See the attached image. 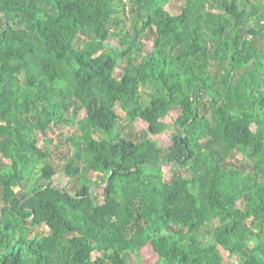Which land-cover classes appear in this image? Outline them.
Listing matches in <instances>:
<instances>
[{
    "label": "trees",
    "instance_id": "obj_1",
    "mask_svg": "<svg viewBox=\"0 0 264 264\" xmlns=\"http://www.w3.org/2000/svg\"><path fill=\"white\" fill-rule=\"evenodd\" d=\"M172 1L0 0V264H264V0Z\"/></svg>",
    "mask_w": 264,
    "mask_h": 264
},
{
    "label": "rangeland",
    "instance_id": "obj_2",
    "mask_svg": "<svg viewBox=\"0 0 264 264\" xmlns=\"http://www.w3.org/2000/svg\"><path fill=\"white\" fill-rule=\"evenodd\" d=\"M184 2L185 0H173L169 8L172 12H176L178 8H181ZM143 41H145L150 47L152 46L153 43L152 39L145 37L143 38ZM107 43L110 46L120 48V41L116 35H113L108 40ZM117 72H120V69H118ZM118 110L123 115V119L121 120L120 123L121 131L123 134L128 135L129 138H132L134 140L141 139L144 133L148 134L147 122H145L140 118L135 122H130L128 119H126V116L123 113V111L120 108H118ZM177 114L178 112L174 111L170 116L166 118V122L168 124L166 131L160 134H151V133L148 134L151 138H153L157 142V144L160 147L168 148L172 144L173 142L172 134L176 129L174 122H175V118L177 117ZM76 133H78V130L76 129L75 126L70 124H53L45 133H39V145L53 152L51 159L58 169H60L61 164L63 163V159L61 158L64 155V153H68L69 155H73L75 153V150L71 147V145L67 142H64L63 137ZM0 160L6 163L9 162L7 158L4 159L1 157V155H0ZM239 161L240 158L238 156L232 158V162L236 165L239 164ZM164 171H165V180L169 181L172 178L173 173L175 172V168L172 166V164H167L164 165ZM182 172L185 173L184 170ZM153 180H155V183L159 182L158 178H154ZM54 181L60 185H65L66 181H69L67 186L71 191H76V189L79 187L77 179L66 180V178L63 179L61 175L57 176ZM249 222L252 223L251 220ZM48 231L49 229L46 226L33 227L31 229L30 235L42 236L47 234ZM220 248L224 257L225 264H229V262L232 261L233 259L229 257V252L227 250H225L223 247ZM156 259H157V255L154 253L152 247H146L145 249L142 250L141 261L136 264H153L156 261Z\"/></svg>",
    "mask_w": 264,
    "mask_h": 264
}]
</instances>
